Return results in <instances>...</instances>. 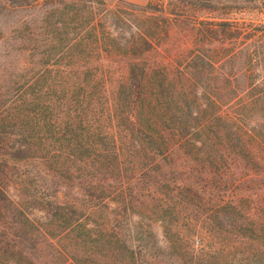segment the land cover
I'll list each match as a JSON object with an SVG mask.
<instances>
[{"label": "trees", "instance_id": "16d2710c", "mask_svg": "<svg viewBox=\"0 0 264 264\" xmlns=\"http://www.w3.org/2000/svg\"><path fill=\"white\" fill-rule=\"evenodd\" d=\"M46 1L48 48L21 86L0 93V264H31L43 243L58 264H86L66 249L83 246L109 252L113 264H148L140 256L153 248L199 250L178 255L195 264H264V178L249 167L261 163L264 172V142L241 141L219 120L185 118L174 59H143L163 52L176 0H148L150 15L137 20L97 0ZM107 56L126 63L116 103L99 76ZM240 124L232 126L247 135ZM22 160L74 180L99 214L25 191L13 167ZM244 169L258 187L237 198L228 177ZM154 226L155 243L146 239Z\"/></svg>", "mask_w": 264, "mask_h": 264}, {"label": "rangeland", "instance_id": "374dc122", "mask_svg": "<svg viewBox=\"0 0 264 264\" xmlns=\"http://www.w3.org/2000/svg\"><path fill=\"white\" fill-rule=\"evenodd\" d=\"M97 2L110 11H119L122 20H137L139 12L150 15L146 12L148 0ZM176 2L179 16L172 21L169 36H160V42H167L160 44L163 52L152 51L143 59L150 62L164 53L174 59L178 71L177 86L180 88L177 101L182 113H186L185 118L196 122L219 120L223 125L230 124L227 126L228 133L241 141L248 142L254 138L264 142V36L261 37V32H264V0ZM20 3V0H0V93L11 92L21 86V78L38 68L41 52L48 48L47 32L50 30L46 20L50 21L49 4L46 0L26 5ZM93 4L101 8L98 3ZM119 24L125 27L122 22ZM255 25L259 26L261 32L252 30ZM94 66L98 67L96 62ZM99 70V76L104 81L105 97L114 98L116 103L120 89L118 84L125 77L126 63L107 56L99 63ZM238 122L247 135L242 133L241 127L237 129L232 126L234 123L240 124ZM224 136L227 137V134ZM13 167L15 173L24 174L19 179L25 181V191L34 192L35 196L37 193L40 197L56 193L60 198L63 196L64 199L73 200L74 206L81 212L99 214L97 209L91 210L94 207L74 191L71 185L74 180L46 174L39 161L22 160ZM249 167L254 169L251 172V169L239 170L228 177L227 191L236 193L237 198L245 197V190L257 189L258 181L248 177L252 172H259L264 178L261 163H252ZM237 176L241 178L239 182L235 181ZM28 181L30 184L26 183ZM160 230L154 226L150 229L151 238L146 239L155 243L162 237ZM212 241L215 244V239ZM37 248L33 258H30L31 264H58L51 257V246L43 243ZM66 249L69 254H74V258L85 260L86 264H113L105 258L109 252L100 247ZM181 252L200 254L199 250L192 251L193 254L189 250ZM181 252L170 248H153L140 258L148 264L196 263H191L186 257L178 259Z\"/></svg>", "mask_w": 264, "mask_h": 264}]
</instances>
